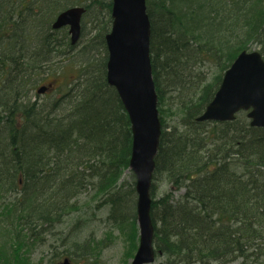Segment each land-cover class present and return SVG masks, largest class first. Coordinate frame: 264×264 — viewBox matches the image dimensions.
Listing matches in <instances>:
<instances>
[{
  "label": "trees",
  "instance_id": "16d2710c",
  "mask_svg": "<svg viewBox=\"0 0 264 264\" xmlns=\"http://www.w3.org/2000/svg\"><path fill=\"white\" fill-rule=\"evenodd\" d=\"M146 1L162 123L150 191L156 260L264 264V129L252 127L244 112L231 122L197 121L242 51L256 44L264 57V0ZM75 6L86 7L84 20L92 17L97 30L75 54L85 64L70 77L74 69L59 63L79 44L71 46L68 30L52 25ZM112 6L113 0H0V224L13 228L0 264H34L32 247L86 192L108 209L112 226L137 236L135 177L131 187L118 185L129 168L132 130L107 82ZM203 64L214 71L209 82L197 73ZM49 78L64 82L31 101ZM170 92H177L181 113L173 127L162 110ZM159 177L171 190L157 199ZM94 249L88 243L65 255L89 264ZM63 257L55 254L51 264Z\"/></svg>",
  "mask_w": 264,
  "mask_h": 264
},
{
  "label": "water",
  "instance_id": "95a60500",
  "mask_svg": "<svg viewBox=\"0 0 264 264\" xmlns=\"http://www.w3.org/2000/svg\"><path fill=\"white\" fill-rule=\"evenodd\" d=\"M84 8H71L53 24L69 27L71 44L81 36ZM113 25L106 36L107 81L118 93L129 116L133 133L130 169L136 178L138 250L131 264H152L154 226L150 188L155 156L161 136L158 96L150 58V21L146 0H114ZM52 88V85L49 86ZM49 88H41L44 94ZM241 111L248 112L251 126L264 128V60L258 51L242 52L225 73L222 84L198 122H229ZM63 264H71L66 259Z\"/></svg>",
  "mask_w": 264,
  "mask_h": 264
},
{
  "label": "rangeland",
  "instance_id": "374dc122",
  "mask_svg": "<svg viewBox=\"0 0 264 264\" xmlns=\"http://www.w3.org/2000/svg\"><path fill=\"white\" fill-rule=\"evenodd\" d=\"M87 19L88 21L84 20L85 32L83 33V38L81 39L79 46L75 51L73 50L72 52L70 51L71 53L66 54L62 64L59 63L60 66H62L61 69H64L66 66V69H69L70 67L74 69L70 74L71 76L68 74L70 77H77L80 72V67L85 64V59L82 57H76L75 59V54L78 51L80 52V49L96 34L97 26H94L95 24L92 22V17L89 16ZM249 48L251 51L260 49L256 44ZM94 53L98 55V51H95ZM71 57H73L74 60H69ZM57 66L58 65L56 64V67ZM202 66L201 70H197V73H201L209 82L214 71L213 69L211 70V67L208 64H203ZM56 81L57 79L49 78L42 85V87L53 85V88H51L47 94H52L57 91L59 86L64 82L63 79H60L58 83ZM36 94V91L30 93L29 99H31V101H37L38 97ZM177 97V92H170L166 98H164L165 106L162 110L164 109L163 111H165V113L163 115V120L168 127L178 125L177 120L181 113L178 110L180 105L176 104L178 102ZM41 98L44 99V95H42ZM171 102H173L174 105H172ZM132 175L133 174L130 172L129 168L123 170L118 185L121 186L122 184H126V187H131L134 180V178L132 179ZM155 185V197L157 199L171 190V186L168 185L165 177H159ZM89 188H92V186ZM181 194L182 191L175 193L176 196H180ZM8 198L9 196H7V199ZM96 198L95 193L88 194L86 192L85 194L80 195L77 199L72 200L70 205L74 204L75 209L69 210V208H66V212L63 213L64 215L60 218V223L53 226L51 232H46L44 235L43 244H36L35 247H32V250L29 253V259L31 262L34 264H51L55 254H64L66 257V253L73 254V251H76L78 248L81 249V246L84 244L92 243V247L94 246L95 249L93 250L89 264H130L133 256L130 257L129 255L131 251L134 255L139 246L140 231L137 225V220V236H135L134 240L130 229L122 230L121 228L112 226V223L107 220L108 209L105 207L99 208V200H96ZM60 207L65 209L63 206ZM48 229L49 228H47V230ZM11 231H13V228L9 229L0 224V248L3 247L7 239V233ZM133 246L135 247L133 248ZM62 261L63 259L59 262L57 261V263L60 264ZM85 262L81 260L78 264H84ZM154 264H160V262L156 260Z\"/></svg>",
  "mask_w": 264,
  "mask_h": 264
}]
</instances>
